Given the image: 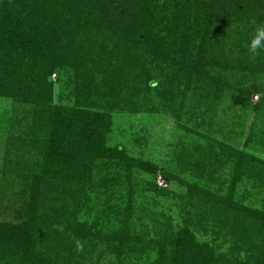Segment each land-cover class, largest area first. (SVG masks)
<instances>
[{
    "label": "trees",
    "instance_id": "obj_1",
    "mask_svg": "<svg viewBox=\"0 0 264 264\" xmlns=\"http://www.w3.org/2000/svg\"><path fill=\"white\" fill-rule=\"evenodd\" d=\"M260 25L264 0H0V98L22 115L5 145L21 188L0 264H264V159L190 126L225 93H260L262 108L264 51L247 48ZM148 109L183 132L173 164L108 145L116 113Z\"/></svg>",
    "mask_w": 264,
    "mask_h": 264
},
{
    "label": "rangeland",
    "instance_id": "obj_2",
    "mask_svg": "<svg viewBox=\"0 0 264 264\" xmlns=\"http://www.w3.org/2000/svg\"><path fill=\"white\" fill-rule=\"evenodd\" d=\"M57 79L56 76L52 77L55 83H59ZM243 80L241 79V81ZM63 87L62 85L56 86L55 102L57 103H65L68 100L66 96L68 92ZM261 98L262 95L260 93H254L247 100V103H245L243 101L244 99L239 95L225 93L224 97L219 100L215 113L210 115L209 118H206L209 125L205 123L202 126H197V124L190 123V126L195 128L200 134L208 136L210 139L218 140L236 149L256 154L264 159V105L260 110L259 107H256L260 103ZM157 104V102L155 105L151 103L147 108L152 106L157 107ZM18 113L21 117L22 115H20L17 107L13 106L10 99L0 98V219L2 220H8L13 217L16 207L15 203L14 206L12 204L16 200L18 191L21 188V179L12 171L18 167V163H16L17 155L14 150L15 147L13 145L11 147L9 146V148L5 146L7 141L12 138L11 136L17 134L20 130L19 128L17 131L18 126L14 123ZM182 136V130L179 129L176 120L169 112L162 111L161 113H153L148 109L136 114L116 113L113 116V127L112 132L108 136V145L124 146L131 156L150 161L162 167L166 166L167 163L173 164L172 146ZM250 137H252V141H249ZM188 140L191 139L188 138ZM225 172L228 173V171ZM225 172L222 174L226 175ZM137 175L142 185L140 188V193L142 194H140L141 197L139 200L140 203L144 201V206L147 207L150 199L147 200L146 196L150 197L152 195L146 193L145 187L147 181H152V177L143 173ZM225 178L228 179L229 177H223L222 181ZM195 179L192 175L188 174L186 176V180L194 181ZM219 187L226 189L224 185ZM172 189L178 195H184L186 193V189L182 187L178 189L174 185ZM106 201L112 200L104 195L101 196L98 203H95L92 209L93 217L96 214L95 211L102 207V202ZM158 202L160 203L159 205H152V207L157 211L162 210L166 213L168 211V205L165 199L159 200ZM172 213V222L174 224H181V217L176 214L177 210L175 208H172ZM202 236V234H198L199 239L210 240L212 238L211 235ZM223 241L220 240L219 243H223ZM230 244H227L228 253L232 251L229 248Z\"/></svg>",
    "mask_w": 264,
    "mask_h": 264
},
{
    "label": "clouds",
    "instance_id": "obj_3",
    "mask_svg": "<svg viewBox=\"0 0 264 264\" xmlns=\"http://www.w3.org/2000/svg\"><path fill=\"white\" fill-rule=\"evenodd\" d=\"M248 52L250 55L255 56L259 52L264 51V25H260L256 28L255 34L252 37L251 41L247 45ZM75 251L82 252L84 244L82 241L77 239L75 241Z\"/></svg>",
    "mask_w": 264,
    "mask_h": 264
}]
</instances>
